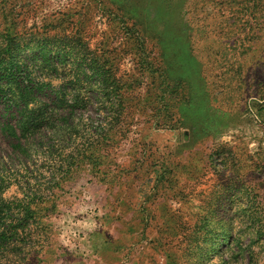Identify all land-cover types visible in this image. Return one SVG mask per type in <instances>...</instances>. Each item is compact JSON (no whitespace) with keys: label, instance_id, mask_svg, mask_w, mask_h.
<instances>
[{"label":"rangeland","instance_id":"rangeland-1","mask_svg":"<svg viewBox=\"0 0 264 264\" xmlns=\"http://www.w3.org/2000/svg\"><path fill=\"white\" fill-rule=\"evenodd\" d=\"M12 60L0 264H264V0H0Z\"/></svg>","mask_w":264,"mask_h":264},{"label":"trees","instance_id":"trees-1","mask_svg":"<svg viewBox=\"0 0 264 264\" xmlns=\"http://www.w3.org/2000/svg\"><path fill=\"white\" fill-rule=\"evenodd\" d=\"M44 61L48 62L46 55H41ZM26 82L22 88H14L13 85L18 86L20 83ZM6 87V88H5ZM43 85L34 83V78L31 71L27 69H21L20 63L9 62V68L4 65H0V98L6 100L7 106H13L15 116H24L25 113H29V96L35 90H41ZM7 89V92H5ZM9 110V109H8ZM6 110L5 114L12 115V112ZM8 112V113H7ZM30 208H27L29 210ZM12 211L13 207L5 199L0 201V228L5 232H10L9 225L12 223Z\"/></svg>","mask_w":264,"mask_h":264}]
</instances>
